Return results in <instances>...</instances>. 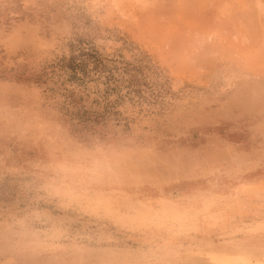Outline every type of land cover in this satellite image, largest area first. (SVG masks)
<instances>
[{"label":"rangeland","instance_id":"1","mask_svg":"<svg viewBox=\"0 0 264 264\" xmlns=\"http://www.w3.org/2000/svg\"><path fill=\"white\" fill-rule=\"evenodd\" d=\"M5 2L0 114L32 119L25 135L0 137V225L17 234L0 245V264H116L143 252L261 264L264 183L252 168L264 155V26L254 0ZM53 127L86 141L135 134L152 149L147 173L179 161L213 180L236 171L242 178L178 202L129 200L122 211L111 192H88L102 162L61 164L105 217L69 214L47 237L31 236L22 221L33 210L34 144ZM209 131L220 147L189 157L183 150L205 143ZM154 229L167 235L149 241Z\"/></svg>","mask_w":264,"mask_h":264},{"label":"clouds","instance_id":"2","mask_svg":"<svg viewBox=\"0 0 264 264\" xmlns=\"http://www.w3.org/2000/svg\"><path fill=\"white\" fill-rule=\"evenodd\" d=\"M6 7L5 0H0V12ZM5 109L0 108V113ZM31 116L28 112L8 116L0 114V137L23 136L31 126ZM205 143L196 147H187L183 151L189 156L208 153L217 150L221 145L219 135L209 131L205 136ZM37 161L29 173L30 202L33 210L27 212L23 218L26 234L47 237L51 233L52 225L60 227L65 216L79 214L83 216L105 217L102 209H97L90 198L82 192L83 187L78 174L66 175L61 171V164L77 166L87 162L95 167L96 162H102L87 184L88 192L103 190L113 194L114 207L122 211L129 200H151L159 202L183 201L198 191L207 190L215 183L224 188L238 182L240 172H231L220 177L212 178L198 172V165L185 169L179 161L168 163V170L147 173L144 170V158L152 153L151 148H144L135 139V134L122 138L86 141L70 137L55 127L43 135L34 144ZM252 171L260 174L264 183V155L254 162ZM192 219L198 220L199 201L193 200ZM117 230L126 234L120 225ZM16 233L11 224L0 225V245L13 243ZM165 232L153 230L148 234V240H156ZM120 243L119 240H114ZM140 258L118 261L116 264H209L201 257H188L183 260L167 256H152L148 252L138 254ZM264 264V260L261 261Z\"/></svg>","mask_w":264,"mask_h":264},{"label":"crops","instance_id":"3","mask_svg":"<svg viewBox=\"0 0 264 264\" xmlns=\"http://www.w3.org/2000/svg\"><path fill=\"white\" fill-rule=\"evenodd\" d=\"M229 2L227 1L226 4ZM256 5V15L257 19L259 20L260 24L264 26V0H254Z\"/></svg>","mask_w":264,"mask_h":264},{"label":"bare ground","instance_id":"4","mask_svg":"<svg viewBox=\"0 0 264 264\" xmlns=\"http://www.w3.org/2000/svg\"><path fill=\"white\" fill-rule=\"evenodd\" d=\"M205 46V45H204ZM207 48V46H205Z\"/></svg>","mask_w":264,"mask_h":264}]
</instances>
